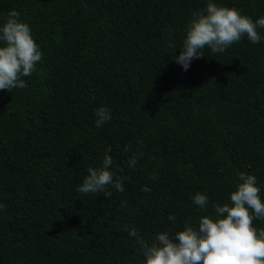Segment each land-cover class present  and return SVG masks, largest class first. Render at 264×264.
Wrapping results in <instances>:
<instances>
[{"label":"trees","instance_id":"1","mask_svg":"<svg viewBox=\"0 0 264 264\" xmlns=\"http://www.w3.org/2000/svg\"><path fill=\"white\" fill-rule=\"evenodd\" d=\"M212 2L264 17V0ZM207 3L0 0V25L18 11L42 53L24 89L0 90V264H145L129 230L151 243L196 226L241 172L264 202V29L185 71L174 58ZM101 107L112 119L97 127ZM106 155L124 191L78 192Z\"/></svg>","mask_w":264,"mask_h":264},{"label":"clouds","instance_id":"2","mask_svg":"<svg viewBox=\"0 0 264 264\" xmlns=\"http://www.w3.org/2000/svg\"><path fill=\"white\" fill-rule=\"evenodd\" d=\"M19 17L20 13L13 9L0 25V90L10 92L27 86L23 77L31 76L42 59L29 24ZM258 28L264 29V17L253 22L234 7L218 6L208 0L206 9L193 13L182 51L174 60L186 71L192 60L204 55L205 48L213 54L223 53L245 36L253 44L259 43ZM95 115L97 127L112 119L104 107L98 108ZM128 150L126 147L125 151ZM136 160L135 155L131 156L128 167L135 168ZM112 164V158L106 155L102 167H89L77 191L103 193L108 198L112 195L109 186L123 192V178L114 179ZM239 180L236 190L231 192L230 203L214 204V216H201L196 226L186 220L183 230L160 232L151 243L135 229L129 230L141 246L145 264H264V229L258 231L253 225L256 219L264 220L260 188L254 175L241 172ZM142 190L151 191L147 186ZM193 200L201 209L208 204V197L202 193H197ZM5 208L0 203V211ZM168 219L175 222L177 218L170 215Z\"/></svg>","mask_w":264,"mask_h":264}]
</instances>
